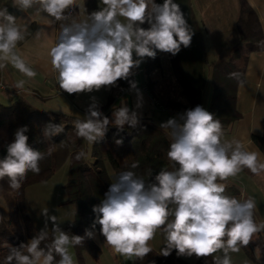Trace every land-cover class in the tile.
<instances>
[{
    "label": "clouds",
    "instance_id": "clouds-1",
    "mask_svg": "<svg viewBox=\"0 0 264 264\" xmlns=\"http://www.w3.org/2000/svg\"><path fill=\"white\" fill-rule=\"evenodd\" d=\"M75 4L76 0H14L21 10L39 5L53 25L61 22L49 55L58 74L59 88L70 95L91 93L102 87L111 89L121 80L139 95L137 82L130 79L132 70L145 58L154 59L157 51L178 54L181 46L189 47L193 38V30L174 0H163L162 4L155 0H99L98 10L80 22L71 14ZM69 20L71 23H64ZM145 23L149 25L147 29L141 27ZM26 29L27 25L16 24V17L6 8L0 9V69L11 64L28 78H34L36 72L15 51L18 42L24 40ZM42 31H37V38ZM259 43L264 45V41ZM23 87V80L15 84L17 90ZM136 107H140L139 102ZM112 116L110 121L92 97L84 119L73 122L76 135L95 143L105 136L110 123L119 131L126 125L135 128L139 124L137 111L126 104L116 108ZM159 127L170 130L167 157L179 165L176 170L161 169L155 183L146 182L133 171L120 172L105 198L93 206L96 218L84 236L69 235L60 227L57 216L43 209L44 229L27 243L9 245L6 264H74L69 248L82 245L86 237L94 238L97 224L106 244L127 259L143 260L152 251L149 241L158 230L166 241L160 255L168 257L175 250L178 257L212 256L213 264H232L230 253H238L241 247L256 240L264 243L259 235L264 232V222L257 224L254 220L255 200L241 202L227 196L225 184L218 182L235 177L244 169L256 175L264 172L259 153L245 150L239 140L222 142L220 120L200 105L169 118ZM64 130L62 124L48 123L42 133L52 139ZM27 131V126L17 129L14 142L7 146V155L0 159V180L7 177L14 191H19L28 172L39 174V162L52 155L51 148L44 153L30 147ZM115 143L119 146L123 141L118 139ZM86 158L83 150L75 155L77 161ZM131 167H138V163ZM47 221L52 222L51 243L41 247L49 239ZM217 252L222 255H214ZM255 254L260 259V246ZM56 256L60 257L58 261Z\"/></svg>",
    "mask_w": 264,
    "mask_h": 264
},
{
    "label": "trees",
    "instance_id": "trees-1",
    "mask_svg": "<svg viewBox=\"0 0 264 264\" xmlns=\"http://www.w3.org/2000/svg\"><path fill=\"white\" fill-rule=\"evenodd\" d=\"M82 1L87 16L99 8L97 0ZM155 2L162 4L163 0H155ZM174 2L180 5L194 33L189 47L181 46L180 52L176 55L166 53L180 94L186 101L185 109H192L197 105L202 106L203 90L207 82H210L211 96L205 110L212 113L215 119L220 120L222 126H226L240 117L235 107L236 92L243 80L248 57L252 52L264 50V45L259 43L264 41V34H262L257 15L246 0H238L240 11L235 23L238 40L227 51L210 62V72L207 76L204 70L207 59L202 31L192 9L191 0H174ZM4 8L17 19L22 13L34 17L39 5L21 10L14 5V0H0V9ZM141 27L147 29L149 25L145 23ZM34 30L35 23L32 21L24 32V40L18 42L17 45L24 42ZM160 66L158 51L154 59L146 58L145 60L143 71L147 88L150 91H152L153 81L149 78V74ZM232 73L238 75L231 76ZM130 79L132 80V77ZM128 85L127 81H118V86L113 87L110 97L115 91ZM167 103L165 105L169 107L175 109L178 107L176 100L167 98ZM115 109L112 108L109 111ZM78 119L83 118L64 113L41 111L21 97L10 105L0 103V159L7 155V146L14 142L15 132L23 126L28 127L25 135L28 136L27 143L30 147L44 153H47L49 148L52 149V155L46 156L39 162L40 173L28 172L19 191H14L9 187L6 177L0 180V192L16 194L20 203L23 192L28 186L48 180L67 161V175L62 186L65 192L63 203L75 205V211L72 220L62 229L69 235L84 236L85 230L91 229L96 218V214L92 211L93 206L100 204L105 198V193L120 172L133 171L140 174L157 164L159 168L152 178L145 180L148 183H155V176L161 169L174 171L179 165L167 157L171 143L170 134L142 118H139L137 127L130 128L126 125L123 131H119L114 124H110L105 136L91 143L89 148H87V141L76 135L73 122ZM48 123L62 124L65 130L52 139L46 138L43 136L42 129ZM118 139L123 141L122 145L118 146L115 143ZM251 141L264 153V135L252 134ZM81 150L87 154V158L77 161L75 155ZM133 163H138V167L132 168ZM109 170L112 171V175ZM223 184L226 189L224 194L239 200L238 187L232 183ZM21 217L26 221L25 214L22 212ZM6 225L7 221L0 208V254L4 255L9 251V245L18 247L22 243L21 232L19 230L9 231ZM99 228L101 226L97 224L95 229ZM38 233L28 224L26 225L25 236L28 238L32 239ZM159 233L163 248L166 243L165 235L161 230ZM51 237L52 234L49 233V239L42 242L41 247L50 244ZM72 247L77 264H86L84 254H88L93 259H97L100 254L99 247L91 238L86 237L82 245ZM241 249L252 260V264H264V259L254 257L250 244ZM55 259L58 261L60 257L56 256ZM153 261L155 264H213V257H201L189 263L178 257L175 250L168 257H164L152 249L143 260L134 258V264H152ZM0 264H6V262L0 261Z\"/></svg>",
    "mask_w": 264,
    "mask_h": 264
},
{
    "label": "crops",
    "instance_id": "crops-1",
    "mask_svg": "<svg viewBox=\"0 0 264 264\" xmlns=\"http://www.w3.org/2000/svg\"><path fill=\"white\" fill-rule=\"evenodd\" d=\"M246 2L255 11L262 34H264V0H246ZM97 4L99 7V0H97ZM191 5L202 31L203 43L207 59L204 70L206 75L208 76L210 72V62L227 51L238 40V33L235 23L240 11L239 2L238 0H191ZM71 14L77 22L83 21L88 18L82 0H76V4L73 6ZM21 15H19V17L16 19V24L19 26H21V24H18ZM121 20H123V18H121ZM32 21H34L35 23L34 32L24 42L17 45L15 51L18 55H20L25 63L36 72V76L34 78H28L24 74L20 73L17 69L12 67L11 64H8L4 69H0V83L4 86V88L0 87V90L2 92L0 94V103L3 105H10L17 98L21 97L26 100L31 106L39 109L42 104L49 102L48 99H50V96H62L67 99L75 97L76 101H78V103L76 104V108H87L90 103L87 104L82 100H79L77 94L70 95L67 93L66 95H59L55 93V75L57 73L48 61V58L50 56L45 48V45L49 42L51 33L53 31L58 30L59 32V24L61 22H57L55 25H53L51 23V18L48 17V14L40 11L39 8L35 16H29V20L26 21V23H24V25L22 26H28V24ZM66 22H71V20L65 21L64 23ZM41 29L43 31L41 32L39 38H37L36 33ZM145 60L146 58L141 63L142 71L144 68ZM132 71L133 75L131 77L132 80L137 82V88L142 85H146V76L144 74V71L143 77H139L138 68H135ZM21 80L24 81V87L23 89L19 90L24 93L18 94L16 92L17 89L15 88V84ZM128 87L130 86L128 85L125 88L118 89L117 91L119 92L120 90H125ZM112 90L113 88H105L102 93V95L104 93L107 94L106 100H108L106 112L104 114L105 116L113 113V111H109V109L119 108L123 104L127 105V101L125 100L124 96L127 92L132 91H126L122 96H119L118 92L115 91L110 97ZM211 90L212 86L210 82H207L202 95V107L204 109H207V106L209 104ZM148 91L152 94L150 90ZM34 92H36L37 94H35ZM176 102L178 103V107L181 108L180 113L185 112V102L181 100H176ZM60 106L65 105L60 104ZM235 107L239 112L240 117L230 124L223 126L224 135L221 137L222 142L239 140L243 143L245 150L258 152L260 159L264 160V153H262L251 141L252 134L264 135V50L250 53L246 63L243 80L237 87ZM72 108L74 109L73 106ZM39 110L44 111L42 109ZM45 112L60 113L56 111H50L49 109L45 110ZM163 130L167 131L170 134L169 129ZM158 168L159 166L156 164L153 165L152 168L145 169L143 173L136 175L142 177L144 180L150 179ZM64 182L60 184L61 187L63 186ZM221 182L232 183L237 186L240 193L239 200L241 202L248 198L254 199L256 202V209L254 210V220L257 224L264 222V172L256 175L251 173L248 169H244L235 177H230L226 181ZM61 204H63L62 201L59 205ZM0 208L2 211L3 207L0 206ZM15 209L18 211V207ZM5 220L7 221L6 218ZM70 221L71 219L68 220L65 224L67 225ZM100 229L101 228L95 229L94 238H91L100 249L99 257L94 260L93 263L134 264L135 257H133L132 259H127L124 256L115 253L113 249L106 244L105 237L101 234ZM47 231L52 234V229ZM20 232L22 243H27L30 238L23 235L21 230ZM259 235L261 236V238H264V232L260 233ZM250 245L252 246V252L255 258V250L257 246H260L261 248L260 258H264V243H261V240L250 242ZM149 246L157 253H160L162 247L159 230L156 232L154 238L149 241ZM8 252L5 255L0 254V261H3L4 263L6 262ZM69 252L73 257L74 264H77L75 259V252L72 246L69 248ZM215 255L220 256L222 255V253L217 252ZM230 255L232 263L252 264V260L246 256L243 249H240L238 253H230ZM179 257L189 263H193L197 259L195 255L191 257ZM84 260L86 264H90L89 261L92 262L93 258L88 254H84Z\"/></svg>",
    "mask_w": 264,
    "mask_h": 264
},
{
    "label": "rangeland",
    "instance_id": "rangeland-1",
    "mask_svg": "<svg viewBox=\"0 0 264 264\" xmlns=\"http://www.w3.org/2000/svg\"><path fill=\"white\" fill-rule=\"evenodd\" d=\"M28 20L29 16L25 13H22L18 24H21L22 26ZM58 36V30L51 33L50 40L45 45L48 53L50 52V48L55 46ZM158 54L160 57L161 66L149 74V78L153 81L151 91L152 95L164 103H166L167 98L171 100H181L186 103L184 98L181 96L178 84L173 77L167 54L160 51H158ZM50 59L51 58L49 57V63ZM138 75L139 77H143L142 64H140L138 67ZM104 90L105 88L102 87L99 91H93L91 93H79L77 94V97L79 100H82L87 104L92 103V97H95L96 101L101 106L100 109H104L106 112L108 100H106V93L102 95ZM1 93L2 92L0 90V94ZM34 93L37 94L36 92ZM49 98V102L42 105L40 104L41 106L39 109L44 111L49 109L50 111L65 113L79 118H83L85 116L84 114L87 108H76L78 101H76L75 97L67 99L62 96H50ZM124 98L127 101V105L130 110L137 111L139 118H142L154 125L159 126L162 122H166L169 118L176 117L167 112L158 111L153 108L150 98L143 91H139V95L134 90L129 91L126 93ZM138 102L140 104L139 108L136 107ZM59 103L65 106H60ZM180 109L181 108L177 107L179 112ZM107 117H109L110 121L113 119L112 114L107 115ZM90 145L91 143L87 141V148H89ZM67 167L68 162L65 161L48 180L28 186L23 192L20 203L16 194L0 192V206L3 207L2 215L7 219L6 228L9 231L21 230L22 234L25 235L26 225L28 224L33 230L40 232L45 227L46 217L42 215V210L46 208L48 209L49 215L57 216V222L60 223V227H64L68 220H72L75 211V205L66 203L59 205L60 202H63L65 198V192L60 184L66 180ZM110 173L112 175V171H110ZM17 207L18 211L15 209ZM21 212L25 214L26 221L22 219ZM47 225V230L52 229L51 221H47ZM94 260L96 259H93L92 262L89 261V263L97 264L96 262L93 263Z\"/></svg>",
    "mask_w": 264,
    "mask_h": 264
},
{
    "label": "built area",
    "instance_id": "built-area-1",
    "mask_svg": "<svg viewBox=\"0 0 264 264\" xmlns=\"http://www.w3.org/2000/svg\"><path fill=\"white\" fill-rule=\"evenodd\" d=\"M57 77H58V74L55 75V93H56V94H59V95H66L67 92H64L62 89L59 88V84H58ZM0 87H1V88H4V86H3L1 83H0ZM138 89H139L140 91L145 92V93L149 96L150 101H151V103H152V105H153V108H155L156 110H158V111H162V112H167V113H169V114H171V115H174V116H176V117H178V114H181L177 109L172 108V107H169V106L163 104L161 101H159L155 96H153V95L148 91V88H147L146 85H142V86H140ZM128 90H130V87H128V88L125 89V90H120V91L118 92V95H119V96H122V95H123L126 91H128ZM16 92H17L18 94H21V93H22L21 90H17ZM100 110H101V111L103 112V114H104L105 110H104V109H100Z\"/></svg>",
    "mask_w": 264,
    "mask_h": 264
}]
</instances>
